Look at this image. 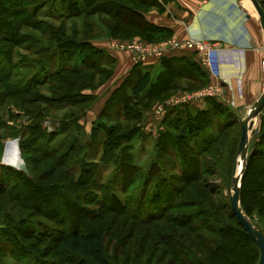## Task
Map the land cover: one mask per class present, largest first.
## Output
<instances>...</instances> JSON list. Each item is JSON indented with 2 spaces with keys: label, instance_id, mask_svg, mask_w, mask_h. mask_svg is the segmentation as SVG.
<instances>
[{
  "label": "rangeland",
  "instance_id": "obj_1",
  "mask_svg": "<svg viewBox=\"0 0 264 264\" xmlns=\"http://www.w3.org/2000/svg\"><path fill=\"white\" fill-rule=\"evenodd\" d=\"M1 1L14 9L15 2ZM36 1L45 4L35 18L28 20L29 26L18 21L21 16L13 20L19 35L29 38L28 41L15 44L3 41L2 35L7 34L9 39L13 29H0V67L2 59L9 57L12 69L8 73L12 80L20 86L34 80L33 88L42 95L36 103L45 111L40 123L44 130L40 140L43 145L26 148L23 156L19 140L22 130L32 120L20 107L21 99L27 95L12 94L2 88L10 85L9 82L0 83V174L3 176L0 180V264H87L61 251L56 242L57 237L68 231L81 230L77 224L81 217H87L103 229L110 264H179L172 252L179 243L208 258V249L199 246L195 228H203L198 233L211 242V239L218 241L219 236L207 230H218L224 223L233 224L227 205L233 193V178L239 175V190L244 179L239 193L240 207L241 202L250 207V221L264 231V116L259 114L254 120L244 164L238 154L241 118L237 115L229 112L225 119H221L224 114L206 115V131L185 140L175 137L180 125L175 115L193 108L157 111L171 98L208 85H188L185 89L184 81L176 78L181 85L173 88L178 91H167L164 97L155 98L152 90H148L135 97L130 89L138 71L131 74L127 85H105L116 67L111 42L137 40L158 44L174 39L160 34L150 41L142 38L140 21L119 3L136 1L146 18L145 14L152 11L160 14L167 5L176 6L182 0H113V4H108L109 0H97L88 8L81 7L80 0H72L74 4L66 8L58 0ZM24 7L27 13L32 10L31 4ZM68 11L70 17L57 19ZM44 22L52 24L54 29L64 26L68 33L76 28L80 34L79 45L60 49L52 44L49 51L54 50L56 55L34 54L37 40L41 38L37 29ZM90 48L101 51L98 69H88L82 75L84 78H80L82 87L77 88H82L81 93L90 98H86L87 103L71 106L73 100H64L60 95L72 90L52 93L59 78L52 73L57 67H66L75 61L82 65L79 53L91 51ZM128 53L131 58L132 54ZM38 60L47 66L46 70L37 68ZM144 62L132 61L134 66ZM37 72L40 78L36 77ZM68 77L75 75H63L60 81H67ZM37 78L43 83L36 84ZM115 102L126 103L127 112H118ZM221 125L229 127L214 142L210 136ZM114 126L121 133L116 140L108 138ZM94 127L100 131L95 141L92 139ZM15 140H18L19 157L28 167L25 174L36 182L35 186L30 185L29 193L21 187L12 188L17 178L13 170L18 168L3 161L6 143ZM70 143L75 144L71 153ZM42 147L46 148L45 152ZM67 152L68 156H64ZM253 156L262 158L254 160ZM63 174L66 176L60 177ZM171 201L176 206L162 215ZM232 250L238 253L236 246ZM246 250V245L241 246L240 251Z\"/></svg>",
  "mask_w": 264,
  "mask_h": 264
},
{
  "label": "trees",
  "instance_id": "obj_2",
  "mask_svg": "<svg viewBox=\"0 0 264 264\" xmlns=\"http://www.w3.org/2000/svg\"><path fill=\"white\" fill-rule=\"evenodd\" d=\"M36 0H6V2H15L14 9L13 8H7V3H2L0 0V29L6 28L9 30H12V35L9 36L7 34H3V41H9L10 43L15 44L18 41H28L29 38H24L25 36L19 35V31L17 26L14 24L15 19H17L19 16V22L21 24H27L28 20L30 18H35L38 10H41L43 8L45 3L42 2H35ZM61 4V6L65 7L69 6L71 4H74L72 0H58ZM264 10V0H258ZM97 0H80V6L84 8H88L91 6H94ZM52 3V2H51ZM113 4V0H109L108 4ZM21 4L22 5L21 7ZM31 4L32 10H30L28 13L24 6H27ZM121 8L129 9V13H131L134 17H136L140 21V26L142 29V38L147 40H154L156 39L155 36L157 34H160L161 36L165 37L168 34V31L160 29L159 27L155 26L154 24L148 22L146 18L142 15L141 11L137 8L139 7L134 1L132 4H126V3H119ZM154 5V4H152ZM40 12V11H39ZM70 11L66 12L64 15L59 16L57 19H65L71 16ZM73 16V15H72ZM54 19V20H57ZM43 22V21H42ZM103 23V22H101ZM106 26V25H105ZM57 30V32H55ZM38 34L41 36L38 42V48L36 49V52L34 54L40 55V54H46L48 53L49 56H54L56 53L54 50L49 51L50 47L49 45L54 44L53 46H57L60 49H64L65 46H75L79 45L78 38H79V31L76 28H73V33H68L66 28L60 27V29H54L52 24L50 23H41V27L37 29ZM162 31V33H159ZM28 37V36H27ZM34 39H32L33 42H35ZM46 42H44V41ZM42 43L47 44V46L42 45ZM51 43V44H50ZM89 49V48H88ZM92 51H88L85 53H79L82 65L77 64L75 61L73 64L66 66V67H57V69L52 73L55 78L59 77L56 83L53 85V91L52 93H56L58 91H66L69 89L72 90V92L64 93L60 95L61 98L64 100H73L69 105L75 106L80 103H87V97L90 98L89 95H85L81 93L82 88L77 90L78 87H82L83 83L81 81V76L84 74H87L88 69H98L99 61L98 56L101 54V51H99V48H90ZM80 50H78L79 52ZM56 55V54H55ZM6 58V56H5ZM2 59L3 65L0 67V83H2L4 80L10 83V85H2V88L7 90L10 93L15 94H26L27 96L23 97L21 99L22 102H20V107L26 112V115L31 120L30 125H27L24 130H22V135L19 140V149L21 150V154L25 156V149L31 146H37V148L42 144L40 141L43 137L44 130L40 126L41 121L45 117V111L41 109L39 105H37L36 101L39 98V96H42L38 91H35L32 85H34V80L30 81L29 83L23 84V86L18 85V82H15L11 79V75L8 73L11 67L9 57L6 59ZM49 58V57H48ZM39 66V67H38ZM51 66V65H50ZM138 66V65H137ZM4 68V70H3ZM37 68L39 70L44 71L47 69V66L44 65L43 62L38 60L37 62ZM6 74V75H5ZM201 76L204 74L200 72ZM63 75H75V77H68L67 81H60V77ZM191 74L186 73L183 71V69H180L179 67H176L174 65H170L168 68V78L165 79V81L158 79L156 83H153L151 81V72L150 71H144L139 73L131 87V93L137 97L148 90H152L151 92L154 93L153 96L156 98L157 96L164 97L165 93L169 91L172 87H176V84L178 83L175 81L176 78H189ZM131 74L124 80V82L121 85H127L130 80ZM204 76V75H203ZM36 77L40 78L39 72L36 73ZM38 85L42 84L43 82L38 80ZM84 78V76H82ZM90 78V76H89ZM36 81V80H35ZM39 82V83H38ZM169 82L171 85H169ZM163 84V85H162ZM12 85H17L16 87H13ZM188 85H192L188 83ZM188 85H186L185 89H188ZM20 86V87H19ZM87 88V87H86ZM184 88V87H183ZM17 89H20L21 91H15ZM85 89V87H84ZM15 91V92H11ZM33 91V92H32ZM118 95V94H116ZM77 97V98H76ZM78 98H82L79 101H76ZM115 107H118V112H121L124 110L127 112L126 103L123 105L120 104V102L113 103ZM53 108L54 105L52 104ZM183 110V109H182ZM214 111V112H212ZM221 115L224 114L221 119H225L228 115V112H225L220 105L212 100L210 106L208 109H187L186 111H178L176 113V123L180 124L178 128V133L175 135L178 139L182 138L185 140L191 139L193 137L198 136L199 134H202L206 131V124L204 122V118L206 115ZM264 118V117H263ZM234 122V121H233ZM228 123V122H227ZM236 123V122H234ZM229 127L227 125H221L218 128V132L214 135L211 134L210 138L213 139L214 142L222 135V133L225 131V129ZM116 129L117 127H112L110 129V132L108 134V138L112 139H118L120 138L121 133H117ZM100 135L99 129L96 127L93 128L92 131V139L95 141ZM25 136H28L27 139H24ZM240 136H241V128H240ZM240 140V139H239ZM213 142V141H212ZM45 144H49L48 139ZM239 145V144H238ZM75 147V144L70 143V153ZM42 151H46L45 147H42ZM24 152V153H23ZM68 152L64 154V156H68ZM251 158V157H250ZM252 158L258 159L262 158V156H253ZM27 161V159H25ZM250 159L248 160L249 163ZM26 163V162H25ZM27 166V164H26ZM54 166V165H53ZM28 168V167H27ZM52 165L49 167L48 173L52 174ZM195 171V170H193ZM13 172L16 173V179L14 181V184L12 185V188H19L21 187L23 191L29 193L30 191V185L35 186L36 182L34 180H31L30 176H27L23 171L21 170H13ZM246 173V172H245ZM66 175H61L60 177H65ZM2 175L0 174V180L2 179ZM59 177V178H60ZM24 184V185H22ZM244 185V179L242 182V187ZM240 192L242 191V188ZM185 190V189H184ZM2 192V191H0ZM176 205L174 201L168 202V205L166 206L165 210H163L162 215L169 209L174 208ZM227 208L230 209V214L228 215L229 218L233 221L232 225H228L227 223H224V225L221 226L218 230H207L212 231L216 235L219 236L218 241L211 239V242L206 241V238L198 233L200 229L203 228H195L196 230V238L199 240V246L203 249H208L209 254L207 255L208 258H202L199 256L195 250H193L190 246H185L181 243L177 247L172 249V252L174 256L176 257V262L179 264H257L260 256L259 248L257 247L255 241L252 239V237L243 229V227L238 223L235 215L233 214L230 202L227 205ZM241 209L244 212V214L252 221V209L250 207H245L242 205L241 202ZM161 215V214H160ZM138 218V215H136ZM222 221V220H221ZM223 222V221H222ZM79 228L81 230L79 231H68L64 233L63 235H60L56 238V242L58 244V248L63 251L66 254L72 255L73 257L87 263V264H110L107 254H106V248L104 243V231L101 227L95 225L92 223L87 217H81L79 218L77 222ZM256 228L264 235V231L257 226V224L254 223ZM171 239H174V237H168ZM241 245H238V244ZM231 244H234L231 246ZM247 246V250L240 251L241 246L243 245ZM236 246V250L238 253L232 250V248ZM228 248V249H227ZM227 249V251H226ZM184 250V252H183ZM232 250V251H231ZM236 253V254H235Z\"/></svg>",
  "mask_w": 264,
  "mask_h": 264
},
{
  "label": "crops",
  "instance_id": "obj_3",
  "mask_svg": "<svg viewBox=\"0 0 264 264\" xmlns=\"http://www.w3.org/2000/svg\"><path fill=\"white\" fill-rule=\"evenodd\" d=\"M145 15L148 22L168 31L166 38L210 42L213 45L210 66L202 67L197 54L188 51L158 59L151 57L134 66L128 52L114 51L116 67L105 85H120L137 71H150L153 83L158 79L165 81L169 66L174 65L183 69L185 74H191L189 78H179L184 81L182 85L212 84L221 87L219 98H208L183 108L203 109L214 100L225 112H231L242 120L264 92L261 67L264 33L250 0H182L176 6L167 5L160 14L152 11ZM175 90L179 89H169ZM260 115L264 116V109Z\"/></svg>",
  "mask_w": 264,
  "mask_h": 264
},
{
  "label": "built area",
  "instance_id": "obj_4",
  "mask_svg": "<svg viewBox=\"0 0 264 264\" xmlns=\"http://www.w3.org/2000/svg\"><path fill=\"white\" fill-rule=\"evenodd\" d=\"M110 49L114 51H128L132 54L131 59L135 63L147 61L149 58H161L171 53L193 52L197 54L199 63L207 68L211 64V54L213 45L204 40L196 39H170L158 44H147L137 40L130 42L113 41ZM262 71L264 72V61H262ZM221 87L219 85H208L204 89L191 93H181L175 98L168 100L163 106L158 108V112L164 113L168 108L184 107L208 98H219ZM4 160V158H3Z\"/></svg>",
  "mask_w": 264,
  "mask_h": 264
},
{
  "label": "water",
  "instance_id": "obj_5",
  "mask_svg": "<svg viewBox=\"0 0 264 264\" xmlns=\"http://www.w3.org/2000/svg\"><path fill=\"white\" fill-rule=\"evenodd\" d=\"M254 10L256 11L258 20L262 27L264 33V10L258 0H250ZM264 109V92L260 98L251 106L249 112L240 122L241 136L238 145V154L241 157L243 163H246L248 154V143H249V133L254 127L255 118L262 113ZM18 140H16V143ZM17 168L24 173H28L27 166L25 162L21 159ZM242 173V171H241ZM240 175L233 178V193L230 196V207L235 215L238 223L243 227V229L252 237L255 241L257 247L259 248L260 256L257 264H264V235L254 226L250 219L244 214L240 207L239 193H240Z\"/></svg>",
  "mask_w": 264,
  "mask_h": 264
},
{
  "label": "bare ground",
  "instance_id": "obj_6",
  "mask_svg": "<svg viewBox=\"0 0 264 264\" xmlns=\"http://www.w3.org/2000/svg\"><path fill=\"white\" fill-rule=\"evenodd\" d=\"M15 141H9L6 143V147L4 150V154H3V158H4V162L10 163L11 165H14L17 167V165L20 163L21 159L19 157L18 154V146L17 143H15Z\"/></svg>",
  "mask_w": 264,
  "mask_h": 264
}]
</instances>
